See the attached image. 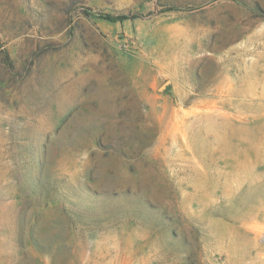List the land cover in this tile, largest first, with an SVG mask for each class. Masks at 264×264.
Listing matches in <instances>:
<instances>
[{
    "label": "rangeland",
    "instance_id": "rangeland-1",
    "mask_svg": "<svg viewBox=\"0 0 264 264\" xmlns=\"http://www.w3.org/2000/svg\"><path fill=\"white\" fill-rule=\"evenodd\" d=\"M0 264H264V0H0Z\"/></svg>",
    "mask_w": 264,
    "mask_h": 264
},
{
    "label": "trees",
    "instance_id": "trees-1",
    "mask_svg": "<svg viewBox=\"0 0 264 264\" xmlns=\"http://www.w3.org/2000/svg\"><path fill=\"white\" fill-rule=\"evenodd\" d=\"M103 18H105L106 20H108L110 22H123V21L127 20L129 17L126 15H118V16L104 15Z\"/></svg>",
    "mask_w": 264,
    "mask_h": 264
}]
</instances>
